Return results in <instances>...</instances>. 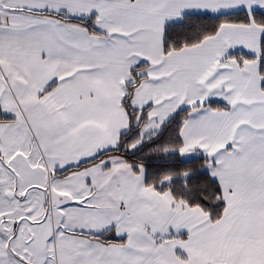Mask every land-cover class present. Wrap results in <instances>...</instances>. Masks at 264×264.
Wrapping results in <instances>:
<instances>
[{"label":"crops","instance_id":"1","mask_svg":"<svg viewBox=\"0 0 264 264\" xmlns=\"http://www.w3.org/2000/svg\"><path fill=\"white\" fill-rule=\"evenodd\" d=\"M254 10L264 12V0H0V125L13 123L16 146L29 134L31 147L13 154L18 166L41 170L36 205L46 216L26 220L42 226L52 217L43 262L264 264V27L226 24L164 53L167 25L185 14ZM44 12L93 18L96 33ZM237 53L254 60L241 64ZM138 66L131 106L150 109L142 137L191 110L180 155L207 159L225 203L220 221L147 186L144 171L120 157L81 167L129 131L124 101Z\"/></svg>","mask_w":264,"mask_h":264},{"label":"trees","instance_id":"2","mask_svg":"<svg viewBox=\"0 0 264 264\" xmlns=\"http://www.w3.org/2000/svg\"><path fill=\"white\" fill-rule=\"evenodd\" d=\"M43 16L82 26L91 33H96L95 20L70 18L63 14L51 12L40 13ZM226 24L258 25L264 27V12L239 11L230 14H185L180 23L169 24L165 29L164 53L181 51L193 47L204 40L215 36ZM232 59L243 64L254 58L237 53ZM260 73L264 76V37L261 42ZM143 66L133 70L135 83L128 85L124 106L130 118L129 131L124 133L117 148L100 154L95 160L84 164L86 167L107 157H120L134 170L142 169L147 186L159 193H170L177 203L190 208H198L208 214L211 221L218 222L223 218L225 203L221 188L205 171L207 159L197 157L186 161L180 155L183 147L181 130L191 110H182L170 118L159 130L142 137L141 130L148 121V109L136 110L131 106L134 91L143 78L137 75ZM213 110H229L220 102L206 105ZM2 119H7L3 117ZM1 119V120H2ZM139 144L138 146H136ZM103 240V237H97Z\"/></svg>","mask_w":264,"mask_h":264},{"label":"rangeland","instance_id":"3","mask_svg":"<svg viewBox=\"0 0 264 264\" xmlns=\"http://www.w3.org/2000/svg\"><path fill=\"white\" fill-rule=\"evenodd\" d=\"M9 124L0 125V152L3 151L0 157L9 163L0 162V223L5 221L8 224V227L4 228L0 225V264H32L33 262H29V253L33 256L35 254L37 257L35 262L38 264L39 261L46 264L47 261L43 260L46 253L52 250L50 247L53 236L52 217L49 214L42 226L39 224L32 226V223L26 220L30 218L37 221L46 216V212L37 207L40 198L39 193H35L37 192L35 190H38L36 186L41 185V170L40 168L30 170L25 162L24 165L18 166L17 155L13 153L17 151L16 149H29L30 138L29 134L21 132L26 145L21 143L16 146L14 140H17V132ZM32 151L36 153L37 150ZM30 163L33 165L32 162H28L29 165Z\"/></svg>","mask_w":264,"mask_h":264}]
</instances>
